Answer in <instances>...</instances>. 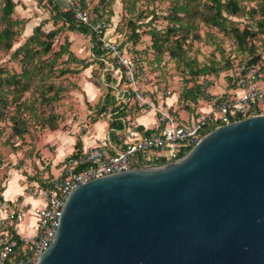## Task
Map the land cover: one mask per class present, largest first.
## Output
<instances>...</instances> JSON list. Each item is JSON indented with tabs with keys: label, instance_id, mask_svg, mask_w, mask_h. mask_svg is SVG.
<instances>
[{
	"label": "water",
	"instance_id": "water-1",
	"mask_svg": "<svg viewBox=\"0 0 264 264\" xmlns=\"http://www.w3.org/2000/svg\"><path fill=\"white\" fill-rule=\"evenodd\" d=\"M37 264H264V114L78 185Z\"/></svg>",
	"mask_w": 264,
	"mask_h": 264
},
{
	"label": "rangeland",
	"instance_id": "rangeland-1",
	"mask_svg": "<svg viewBox=\"0 0 264 264\" xmlns=\"http://www.w3.org/2000/svg\"><path fill=\"white\" fill-rule=\"evenodd\" d=\"M53 1L63 11L72 7L69 5L70 0ZM71 1L75 5H73L74 7L88 13L91 19H101L105 22L106 28L102 38L119 43L122 54L130 57L137 56L141 60L140 69H143L144 72L141 87L154 102L160 101V96H163L166 90L178 94L182 85L185 87L194 85L193 92H195L198 81L208 80L209 90L219 91L218 86H221V82H223L221 73L225 69L226 60L234 57L238 50L231 28L237 26L241 29L245 23L257 18V12L250 15L251 19L248 18L249 14L247 13L254 7L255 0H239L244 13L228 16L223 25H214L210 20L209 14L212 11L206 7L207 0L189 2L190 6L193 5L195 8V16L191 17L187 16V13H180L184 19L182 22L184 26L178 28L173 35L174 38L183 35V38L180 39V44L184 49L179 56L181 59L169 56L167 47L172 46V42L169 41L166 44L162 60L157 63L156 55L151 48L149 31L155 28L164 33L167 24L170 23L166 16L173 11V8H178L186 0H138L135 11L132 13L127 11L121 0ZM3 2L4 0H0V32L7 26V19L4 18L2 12ZM13 2L14 7L10 18L19 22L12 25L15 34L12 37L11 48L5 47L4 37L0 38L3 40L0 42V74L3 77H10L13 73L22 71L25 65L24 60L29 57L24 55L25 49L17 54L14 51L22 47L24 43H28L29 37L33 35L34 28L37 26L43 33L58 29L49 52L45 55H38L42 61H50L54 52L61 49L65 38L69 41L68 49L76 60L75 62L66 60L67 53H63L61 57L55 59L51 68L54 73L50 76V72L49 76L43 80L45 87L48 83H53L60 88L59 95L54 96L51 102L40 104L39 92L32 90L38 80H32V84L23 93L22 98H28L29 102L38 105V109L35 115L28 111L23 113L28 133L24 134L22 138L13 135L11 122L8 119L0 120V185L7 181L11 169L25 176V178H19L21 185L31 181V177H39L44 174L47 169L55 171L60 160L69 153L72 141L76 142L84 134L87 139L98 134L92 131V119L95 118L97 123H104L108 120L106 116L108 112H98V108L101 106L98 101L103 100L110 87H116L110 93L115 97V91L124 85L122 78L121 86H118L119 74L115 70H110L111 66H108V63L115 62L116 57L112 53L105 52L100 40L91 33L84 34L78 30H70L67 24L62 25L61 20L55 21L53 17L55 10H53V3L50 0H13ZM130 19L133 20V24H136L135 32L138 33L136 42L130 38L132 35ZM253 30L255 31L254 28ZM91 37L97 40L101 50L104 51L100 56L101 65L95 61V56L91 52ZM190 59L195 60V65L192 66L193 70H198L207 64L223 68H219L216 73L206 72L196 76L184 64L185 60ZM86 63L88 65L84 67ZM65 67H69L70 70L59 74V69ZM106 75H109L108 81ZM35 98H37V102H35ZM182 99L180 94L178 104ZM49 113L56 116V130L49 129L47 120L44 119V117H48ZM10 114V110L4 111L5 116ZM84 123L87 128L83 127ZM102 133L104 134L101 130L100 135H103ZM79 144L81 145V142Z\"/></svg>",
	"mask_w": 264,
	"mask_h": 264
},
{
	"label": "built area",
	"instance_id": "built-area-1",
	"mask_svg": "<svg viewBox=\"0 0 264 264\" xmlns=\"http://www.w3.org/2000/svg\"><path fill=\"white\" fill-rule=\"evenodd\" d=\"M70 2L76 22L89 26L102 49L116 57L108 66L119 74V80L124 79V85L115 91V98L129 93L131 108L121 117L123 128L114 134L107 120L103 136H90L85 140L86 134L81 135L75 147L60 160L47 184L27 181L15 198H3L0 202V264H37L40 254L53 239L68 195L78 185L139 165L176 161L214 128L264 114V62L242 61L224 70L219 91H210L208 80L198 81L193 98H183L178 104L180 94L191 86L182 85L178 94L166 90L161 100L154 102L141 87L144 76L141 60L122 54L119 43L102 38L105 22L91 19L88 13ZM261 59L264 61L263 54ZM173 96L174 101L167 103ZM134 114L152 115L153 122L141 123L132 116ZM106 116L108 119L111 114ZM83 127L87 125L84 123Z\"/></svg>",
	"mask_w": 264,
	"mask_h": 264
},
{
	"label": "trees",
	"instance_id": "trees-1",
	"mask_svg": "<svg viewBox=\"0 0 264 264\" xmlns=\"http://www.w3.org/2000/svg\"><path fill=\"white\" fill-rule=\"evenodd\" d=\"M127 9L128 12L132 13L135 11V5L138 0H121ZM196 0H186L185 3L179 5L178 8H173L172 12L166 16L169 18L170 23L167 24L164 33L161 30H157L153 28L149 31L151 36V48L156 55L155 61L157 63L160 62L163 58V53L166 50V44L170 41L172 42V46L167 47L169 56L172 58H179L180 54L183 53L182 45L180 44V39L183 38V35H178L177 37H173L178 28L183 27L184 19L180 15V13H187V16H195V8L190 6L189 2H194ZM53 3L54 11V20H61L63 22L62 25L67 24V27L70 30H78L81 33L89 34L90 27L84 24H78L74 17L73 9L70 7L63 11L59 5H57L53 0H50ZM206 7L211 9L212 13L209 14V18L214 25H223L225 21H227L228 16H236L242 15L244 13L243 7H241L239 0H207ZM247 13L250 15L257 12V18H254V22L250 21L245 23V25L239 29L237 26L231 28L232 36L234 37L238 50L235 52L234 57H230L226 60L224 65V70L234 67L242 61H247L249 63H263L264 61L261 59V55L264 53V0H255V4ZM14 2L13 0H4L2 6V12L4 18L7 19V26L3 28L0 32V38L4 37V44L6 48H11L12 46V37L15 34V31L12 29L13 24H17L19 21L12 20L10 18L13 12ZM192 8V9H191ZM251 11V13H250ZM111 12V11H110ZM194 12V14H193ZM225 14V15H224ZM190 17V18H191ZM130 24L132 25V35L130 38L136 42L138 39V33L135 32L136 24H133V20L130 19ZM255 29V31L253 30ZM35 32L32 36L29 37L28 43H24L22 47L17 48L14 53H19L22 49H25L26 58L25 65L20 73H13L10 77H3L0 74V120L8 119L11 122V129L13 135L18 138H22L24 134L28 133L27 126L25 124L26 120L23 116L25 111L30 112L31 114H36L38 109V105H34V103L29 102V99L22 98L23 93L28 89V87L32 84V80H38L33 87V91L39 92L40 94V104L44 102H51L53 97H57L59 95V86H55L53 83H48L45 87L43 84V80L54 73V70L51 69L55 59L62 56L63 53H67L68 57L66 60L75 62V57L73 53L68 49L69 41L65 38L64 43L61 45V49L54 52V56L50 61H42L38 55H45L49 52L50 47L52 45L53 38L57 33L58 29H54L52 31H48L43 33L40 31V27L37 26L34 28ZM259 34V37L257 35ZM94 35V34H92ZM256 39V40H254ZM3 40H0L2 42ZM91 52L95 56V61L100 62V56L103 51L100 48L99 43L94 37H91ZM257 41V42H256ZM30 44V45H29ZM174 45V46H173ZM152 64V62H150ZM184 64L188 66L193 75H201L206 72H214L216 73L219 68L214 64H207L200 67L198 70H193L192 66L195 65V60H185ZM88 63L84 65L87 67ZM69 67L59 69V74H64L68 72ZM106 80H109V75H106ZM111 80V79H110ZM121 80L118 86H121ZM115 86L110 87V89L105 93L103 100L98 101V104H101L100 108H98V112L102 113L106 111L111 114L110 118H108V122L110 123V127L112 128L111 134H114L116 130H120L123 128V123L121 117H124L131 108V104L129 101V93L125 94L123 98L116 99L114 95L110 94ZM193 88L194 85L189 86L182 93L183 98H193ZM197 88V87H196ZM52 92V93H51ZM35 102H37V98H35ZM129 109V110H128ZM11 114L9 116L4 115V111H9ZM4 115V116H3ZM48 123V127L51 130H56L57 125L55 122L56 116L53 113H49L48 117H44ZM97 120L92 119V124ZM80 145L79 143L77 144ZM1 163V162H0ZM46 172V174H45ZM44 174L39 177H31V181H37L41 184H47L49 178L52 177V171L50 169L45 170ZM43 173V171H42ZM3 184L0 185V202L3 201Z\"/></svg>",
	"mask_w": 264,
	"mask_h": 264
},
{
	"label": "crops",
	"instance_id": "crops-1",
	"mask_svg": "<svg viewBox=\"0 0 264 264\" xmlns=\"http://www.w3.org/2000/svg\"><path fill=\"white\" fill-rule=\"evenodd\" d=\"M174 99H175V96H173L171 99H169L167 101V103L173 102ZM133 116H136L137 120L139 122H141V123H144V124H150V123L153 122V116L152 115H135L134 114ZM149 117H151V118H149ZM92 125H93L92 131L98 133L95 136L96 137L103 136V135H100V132H101V130L102 131L105 130V127L107 126V121L104 122V123H101V122H98L97 123V122H95ZM84 139L86 140V136H84ZM74 143L75 142L72 141V143H71V149L69 150V152L75 147V144ZM41 168H42V171H43V166ZM53 172H54V170H52V173ZM20 177H24L25 178V176H23L19 172H15L14 169H11V173H10L7 181L5 183H3V192H2V195H3L4 198H15L18 194H20L22 192V189H23V186L24 185H21L20 184V182H19V178Z\"/></svg>",
	"mask_w": 264,
	"mask_h": 264
}]
</instances>
